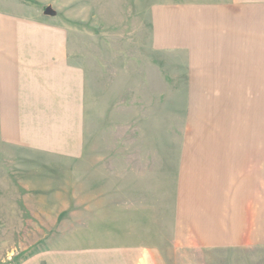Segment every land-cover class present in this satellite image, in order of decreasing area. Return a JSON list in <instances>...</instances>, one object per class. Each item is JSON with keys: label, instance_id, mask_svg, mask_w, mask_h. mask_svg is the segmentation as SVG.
<instances>
[{"label": "rangeland", "instance_id": "rangeland-1", "mask_svg": "<svg viewBox=\"0 0 264 264\" xmlns=\"http://www.w3.org/2000/svg\"><path fill=\"white\" fill-rule=\"evenodd\" d=\"M182 1L0 0V14L24 22L14 41L27 38L25 23L53 33L54 61L85 83L77 155L12 144L0 125V264L149 249L161 264H264V246L197 248L175 236L199 158L264 150V86L194 85L187 53L155 43L161 7Z\"/></svg>", "mask_w": 264, "mask_h": 264}, {"label": "crops", "instance_id": "crops-1", "mask_svg": "<svg viewBox=\"0 0 264 264\" xmlns=\"http://www.w3.org/2000/svg\"><path fill=\"white\" fill-rule=\"evenodd\" d=\"M159 12V19L154 20L158 29L155 43L159 48L172 45L187 53L192 84L264 86V0L182 1L163 6ZM22 23L18 16L0 14V125L4 139L77 155L84 119L83 73L70 74L60 57L54 61L50 46L58 39L53 33L42 30L39 36L36 28L29 29L25 23L27 38L14 41L15 30ZM207 156L195 163L197 174L205 179L192 182L191 194L181 204L178 201L175 236H188L184 242L197 248L264 246V150H227ZM139 255L130 260L114 258V251L52 250L19 264H161L150 249Z\"/></svg>", "mask_w": 264, "mask_h": 264}, {"label": "water", "instance_id": "water-1", "mask_svg": "<svg viewBox=\"0 0 264 264\" xmlns=\"http://www.w3.org/2000/svg\"><path fill=\"white\" fill-rule=\"evenodd\" d=\"M44 12H45L46 14H49V15L52 14V11H51V9H50L49 7H46V8L44 9Z\"/></svg>", "mask_w": 264, "mask_h": 264}, {"label": "trees", "instance_id": "trees-1", "mask_svg": "<svg viewBox=\"0 0 264 264\" xmlns=\"http://www.w3.org/2000/svg\"><path fill=\"white\" fill-rule=\"evenodd\" d=\"M29 3H33L34 4V2H31V1Z\"/></svg>", "mask_w": 264, "mask_h": 264}]
</instances>
